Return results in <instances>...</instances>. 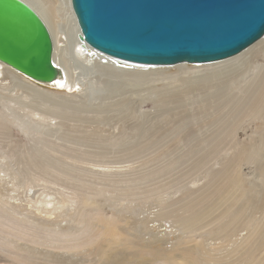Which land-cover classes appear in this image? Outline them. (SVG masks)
<instances>
[{"label":"rangeland","instance_id":"374dc122","mask_svg":"<svg viewBox=\"0 0 264 264\" xmlns=\"http://www.w3.org/2000/svg\"><path fill=\"white\" fill-rule=\"evenodd\" d=\"M59 29L70 44V26ZM103 63L70 64L82 87L72 94L37 84L40 91L12 71L1 82L0 202L14 205L0 212L14 219L0 218V264H187L180 251L202 241L211 256L199 249L201 264H245L246 247H237L249 234L232 226L251 209L254 224L264 213V102L259 117H247L244 89L227 87L231 101L191 102L193 88L173 68L122 72ZM198 211L221 225L212 220L192 236L176 222ZM57 231L77 243L93 233V243L62 249L36 239ZM258 250L254 262L264 264Z\"/></svg>","mask_w":264,"mask_h":264},{"label":"water","instance_id":"95a60500","mask_svg":"<svg viewBox=\"0 0 264 264\" xmlns=\"http://www.w3.org/2000/svg\"><path fill=\"white\" fill-rule=\"evenodd\" d=\"M79 38L111 58L143 66L233 56L264 35V0H70ZM0 62L42 84L61 72L41 17L0 0Z\"/></svg>","mask_w":264,"mask_h":264},{"label":"bare ground","instance_id":"6f19581e","mask_svg":"<svg viewBox=\"0 0 264 264\" xmlns=\"http://www.w3.org/2000/svg\"><path fill=\"white\" fill-rule=\"evenodd\" d=\"M22 1L26 2L41 17V19L47 26L53 43V62L59 68L61 74L60 76L57 77L56 80H54V82H51L49 84H42L24 76L23 74L17 73L15 70L11 69L7 65L0 62V84H2L1 82H3L8 77L6 74L12 71L13 73H16L20 77L24 78L25 80L32 82L34 84V87L40 89V91L43 88L39 87L37 84L48 85L56 90L69 91V93L72 94L75 92V90L76 91L81 90L82 87L81 85L76 86L78 82H75L76 79L75 80L73 79L74 76L72 78L73 80L71 79V76L70 77L68 76L67 69L71 71V68H73L70 66V64L78 63L79 65L83 66L89 63L104 61L103 64H106V66L114 70L118 69V66H115L116 64H118L119 66H121L119 67V69H121L122 72L125 70L127 71V69H135L138 70L139 72L159 73V72H164L166 69L168 70L173 68V70H176L177 72L176 73V75L178 76L177 80L181 81V83H185L183 85L184 87H188V89L190 87L193 88L190 89V91L193 92V94L197 98H195V100L191 99V102H226L227 96H229L230 98V100L228 101H231L236 96L235 93L232 92L230 94H226L225 91L227 90V87L229 88L228 89L229 91L232 89V87L238 89L239 92H241L244 89L243 92H245L246 94V98L244 97V99L246 100L245 103L246 102L249 103H247V105L245 106V111L242 114L247 117L251 115L260 116L262 112L261 110H263L262 108L264 107V103L262 105L261 102H264V35L261 38H259L257 41H255L254 43H252L251 45L240 51L239 53L221 60L204 62V63H190V64L187 62H181L171 66H160V65L143 66V65L120 61L111 58L109 56L103 55L95 51L94 49L90 48L87 44H85L84 41L80 40L79 38L80 32L74 14L72 12L70 0H56V4L52 3L51 0H39V1L22 0ZM63 21L70 26L71 34L73 37L70 44L66 43L67 42L66 36H63V33L60 31L61 29H59V24L60 22ZM68 48L69 51L67 52ZM253 62H256L254 69H252V67L251 68L249 67L250 64H252ZM144 68L147 69L148 71L144 70ZM238 72H240V74H238ZM184 74L188 75L189 78L187 79L184 76ZM170 75L171 74H169L168 76ZM167 78L170 79V77ZM178 87H181V85H179ZM203 89H208V90L215 89V91L213 93L200 96V91H202ZM168 96H169L168 99L172 100L177 97V92L170 91ZM238 101H241V98L240 99L238 98L237 102ZM261 105L263 107H261ZM238 118H239V114H238ZM239 121H241V118L238 120V122ZM232 133L233 130L231 131V134ZM220 188L221 187H219L218 189ZM13 205L14 204L10 205L0 202V210L4 208H10ZM260 207L261 206H259V208ZM261 208L258 210V212L259 211L261 212ZM251 210L252 211L249 212L250 214L248 215V220L243 221L241 216L239 215L237 216V218L234 221V225L232 226L233 227L232 230L237 229L239 226L244 229H247V232L249 234V236L246 237V240H243L240 243H238V247H237L238 250L246 247L245 254L242 255V258L240 259L239 263L243 262L245 264H262L261 262H254L253 256L255 255L254 253L255 249H259V250L264 249V213L263 216L259 219L260 221L259 222L257 221L258 223L254 224V220L256 216L254 215L253 209ZM208 216L209 215H207V213L198 211L192 214H188V216H185V220L182 223H179V220H176V222L180 225V227L187 228L188 230H190L191 235L195 236L196 235L195 231L198 228L202 229L206 227L207 224H209L210 221L212 220L213 222L218 221L217 225H221L219 222V218L217 217H214L213 219L204 223L203 220L206 219ZM0 218H5L7 221L10 222H12L14 219L12 217L3 216L1 212H0ZM208 232L211 235L213 234L219 236L214 229H210ZM234 233L235 232H233L232 234L234 235ZM37 234L41 237L40 238L36 236L37 240H44L51 246L62 249L64 248L73 249V248H78L81 245L87 243H93L91 241V239L93 238L92 235L93 233H89L88 235L83 236L82 241L80 243H77L76 241L77 237H73L70 241L67 239V237L65 239L62 238L63 233L61 231L56 232L55 239H51L50 237L43 236L39 232H37ZM228 234L229 231H226L223 234H220V236L224 237ZM188 239L189 242L193 241L192 238L188 237ZM194 241H196V239ZM233 241L234 240L232 239L231 243L235 242ZM200 243H203V241ZM200 243L196 244L193 247L187 246L186 248H183L180 251V255H181L180 262L181 263L187 262V264H201L202 260L204 259L199 255V253L202 252L204 253V255L207 256L209 254L205 253V251H207L208 248L203 245H200ZM223 244L221 243V245ZM251 248L253 249L251 250ZM210 249L214 251V249L212 248ZM249 250L251 251L249 252ZM207 256H205V259L207 258ZM170 258L171 257H166L163 260V262L165 264H175L170 262ZM210 258L211 257H209V261L207 259L208 262H210ZM215 261L214 262L212 261L211 263H215Z\"/></svg>","mask_w":264,"mask_h":264}]
</instances>
